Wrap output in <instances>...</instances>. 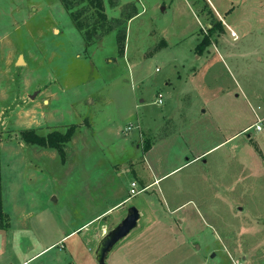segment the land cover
<instances>
[{
    "label": "rangeland",
    "instance_id": "374dc122",
    "mask_svg": "<svg viewBox=\"0 0 264 264\" xmlns=\"http://www.w3.org/2000/svg\"><path fill=\"white\" fill-rule=\"evenodd\" d=\"M101 1L88 41V0H0V264H97L130 207L106 264H264V0Z\"/></svg>",
    "mask_w": 264,
    "mask_h": 264
},
{
    "label": "trees",
    "instance_id": "16d2710c",
    "mask_svg": "<svg viewBox=\"0 0 264 264\" xmlns=\"http://www.w3.org/2000/svg\"><path fill=\"white\" fill-rule=\"evenodd\" d=\"M67 1L68 0H62V4L68 8L69 5H68ZM88 2L90 3L89 5L91 7H93L94 10H96L94 15H92L90 17V19L93 20L94 18H96V19L101 21V23H99L100 25H96V23H93L94 26H93L92 31L86 30V31H84V33L82 32L84 34V36L86 37V39L89 41L92 39L91 37L98 30V28H99V30H100V28L101 29L104 28L105 25H107V23L109 21L119 23L121 19L112 18L111 20H108L107 15H106L105 10H104L103 3L101 0H88ZM209 13H211V12H209ZM130 19H131V17H126L127 21ZM93 22H95V20ZM76 26L79 30L83 31V30H85V27H87L88 25L83 23V22L81 23V22L76 21ZM108 29L109 28H107L106 31ZM223 30L224 29H223V27L219 21H217V22L212 21L210 24V27L207 29V33H205L203 35L202 40L195 47L196 53L198 55L203 53L205 48L211 44V39L214 38L215 36H217L218 34L223 33ZM118 40H119V43L120 42L123 43V41L125 40V32L120 33ZM75 131H76L75 125L68 126L64 132L52 131L46 135L38 134L37 131L34 129H28V130H23L19 133V139L27 145L37 146V147L44 148V149H55L56 151H58V153L61 155V157L64 158L65 157V146L70 142ZM2 140H3V138H2V135L0 133V159H1ZM149 147H150V145L146 144L145 150L148 149ZM1 180H2V177H1V163H0V231L7 230L10 226L9 217L3 210L2 193H1Z\"/></svg>",
    "mask_w": 264,
    "mask_h": 264
},
{
    "label": "water",
    "instance_id": "95a60500",
    "mask_svg": "<svg viewBox=\"0 0 264 264\" xmlns=\"http://www.w3.org/2000/svg\"><path fill=\"white\" fill-rule=\"evenodd\" d=\"M139 220V211L135 207H130L126 216L99 242L95 251V260L97 264L107 263V258L113 248L126 239L129 234L137 228Z\"/></svg>",
    "mask_w": 264,
    "mask_h": 264
},
{
    "label": "built area",
    "instance_id": "2783aa9c",
    "mask_svg": "<svg viewBox=\"0 0 264 264\" xmlns=\"http://www.w3.org/2000/svg\"><path fill=\"white\" fill-rule=\"evenodd\" d=\"M228 30L230 32V36L232 38H236V33L229 28ZM161 102H162L161 100H158V103H161ZM256 129H260V128L257 127ZM129 193H130V196H136L137 194L140 193L139 191H137V185L134 182L130 183Z\"/></svg>",
    "mask_w": 264,
    "mask_h": 264
},
{
    "label": "crops",
    "instance_id": "0c3cea01",
    "mask_svg": "<svg viewBox=\"0 0 264 264\" xmlns=\"http://www.w3.org/2000/svg\"><path fill=\"white\" fill-rule=\"evenodd\" d=\"M210 6H212L211 4H210ZM213 10H214V12L215 13H217V11L214 9V7L212 6L211 7ZM201 12H203V11H201ZM131 18H133L134 16H132V15H129ZM115 18V17H114ZM231 30H232V28H231ZM232 31H234V30H232ZM235 32V31H234ZM236 33V32H235ZM236 35H238L237 33H236ZM232 38V37H231ZM1 177H2V174H1ZM155 182H157V181H155ZM3 204V203H2ZM2 231H4V230H2ZM38 255V254H37ZM28 261H24V262H20L19 264H26Z\"/></svg>",
    "mask_w": 264,
    "mask_h": 264
},
{
    "label": "bare ground",
    "instance_id": "6f19581e",
    "mask_svg": "<svg viewBox=\"0 0 264 264\" xmlns=\"http://www.w3.org/2000/svg\"><path fill=\"white\" fill-rule=\"evenodd\" d=\"M19 63H22V60H20Z\"/></svg>",
    "mask_w": 264,
    "mask_h": 264
}]
</instances>
